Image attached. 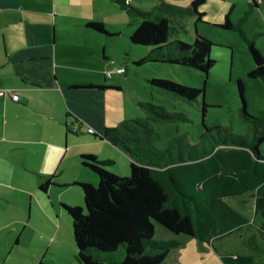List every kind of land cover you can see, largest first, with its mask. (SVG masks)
<instances>
[{
  "label": "crops",
  "instance_id": "crops-1",
  "mask_svg": "<svg viewBox=\"0 0 264 264\" xmlns=\"http://www.w3.org/2000/svg\"><path fill=\"white\" fill-rule=\"evenodd\" d=\"M246 1L248 6L253 0ZM254 1L247 19L261 13L264 23V0ZM201 7L206 19L208 11ZM223 13L212 22H222L227 11ZM124 19V11L111 0H0V264H75L73 258L58 254L57 243L65 241L61 234L65 237L71 226L63 205L83 206L77 183L96 185L99 180L81 164L80 155L111 159V165L123 157L129 170L127 155L87 131L91 127L101 134L105 126L127 118L106 117L107 101L112 103L108 93L122 89L116 81L122 73L107 77L106 71L121 63L134 65L138 58L133 55L140 53L129 39L125 53L107 43L121 34ZM93 20L103 22L108 34L86 25ZM261 27L252 32L254 39L264 34ZM198 28L195 32L200 34ZM258 45L264 51V42ZM113 57L121 63L115 64ZM253 67V60L247 62L237 78ZM263 84L249 78L244 91L255 88L253 101L264 109ZM231 197L239 199L237 211L243 214L246 207L249 214H244L246 224L229 233L242 241L244 253L225 255H250L253 264H264V256H253L264 254V240L259 238H264V194L249 191Z\"/></svg>",
  "mask_w": 264,
  "mask_h": 264
},
{
  "label": "trees",
  "instance_id": "trees-1",
  "mask_svg": "<svg viewBox=\"0 0 264 264\" xmlns=\"http://www.w3.org/2000/svg\"><path fill=\"white\" fill-rule=\"evenodd\" d=\"M111 1L128 15V24L136 23L129 41L149 48L134 64L167 62L207 73L215 63L210 55L211 40L197 32L192 43L169 40L176 19H204L200 7L207 0H190L186 6L159 1L150 10L137 8L131 0ZM255 6L256 2L250 1L236 23L226 13L218 25L239 32L254 63L247 76L264 81V56L241 28ZM86 25L108 34L101 21ZM148 82L187 101L203 92L167 78L155 77ZM237 89L239 114L246 126L242 134L234 133L230 126L208 127L203 123L197 142L192 143L187 133H181L171 137L164 148H157L155 124L186 121L187 117L142 100H136L142 115L105 126L101 134L92 133L119 148L130 163L129 174L121 177L106 168L112 164L111 159L80 155L81 164L99 179L96 185L77 183L83 192V206L63 205L71 218L75 256L81 264H162L179 242L155 240V222L171 232L205 242L248 222L225 198L249 191L264 194V157L259 153L264 142V109L258 116L249 114L241 79H237ZM207 106L203 100L202 116ZM221 259L224 264H253L250 255H223Z\"/></svg>",
  "mask_w": 264,
  "mask_h": 264
},
{
  "label": "rangeland",
  "instance_id": "rangeland-1",
  "mask_svg": "<svg viewBox=\"0 0 264 264\" xmlns=\"http://www.w3.org/2000/svg\"><path fill=\"white\" fill-rule=\"evenodd\" d=\"M159 1L185 6L188 5L189 2L188 0H131V3L141 10H150L153 4ZM231 1L232 0H207L203 4L208 11L206 19L196 22L195 16H188L176 19L173 23L174 30L170 34L169 40L179 39L192 43L196 26L199 27L198 30H201L200 34H202L203 37L211 40L212 46L210 55L211 58L215 60V63L207 73L190 66L167 62L133 65L132 62H128L130 61L128 60V63H121L118 58L113 57L115 64L121 63L119 66L124 68L128 67L127 73L129 74H119L120 81L117 79L116 81L121 84L122 89L113 93H108V95H110L108 97L112 99V103H110L109 100L107 101L106 107L109 113L106 114V117L110 119V114L116 118H134L140 114L142 115V110L138 108L134 101L135 97L138 98V100L150 101L162 105L167 111L183 112L187 117L186 121L155 124V128L159 134L158 139L155 141V146L157 148H164L171 137L181 133H187L192 143L197 142L199 134L201 130H203V123L208 127L226 125L230 126L234 133H244L246 126L239 114L240 97L237 89V77L238 72L245 68V64H247V62H252V58L238 31L222 28L218 23L212 22L213 19L216 17L219 18L222 12L225 13L226 11L229 18L231 19L232 17V19H234L239 13H242L245 6L247 7L246 0H233L236 2L233 6ZM202 8L203 7H200V9ZM124 17L125 19L120 29L121 34H117L107 41L112 49L122 52H124L126 46V39H129L127 33L129 30L136 27V23L128 24L130 18L125 12ZM261 17V13L254 14L250 19H246L241 24V28L244 32H247L245 34L247 38L253 40L256 48L261 55L264 56V51L258 45L259 41L261 43L264 42V34L254 39L252 33L254 30L260 28V26H262L261 28L264 30V23ZM233 22L236 23V20ZM133 47L140 50V53L133 55L134 58L139 59L140 56L142 57L144 55L142 50L145 47L139 45ZM155 77L167 78L187 86L198 87L203 89V92H201L195 100L187 101L152 86L148 82V79ZM249 78L250 77L247 75H243L241 77L243 84L244 81H248ZM262 82L264 83L263 80ZM251 95L253 98L258 95L255 88L254 90L248 88V90L244 91L246 109L249 114L258 116L263 110V105L260 106L259 104H255ZM203 100L208 105L204 116H202ZM136 110L139 111V113H136ZM259 153L264 155V142L259 147ZM95 154L99 155L98 151H95ZM107 168L115 171L116 173H113L121 177L129 174L128 165L123 157H117V159H115V165H110ZM238 200L237 197H231L227 199V203L237 209ZM244 209L243 214L248 215L249 208L245 207ZM154 224L155 240L175 239L179 242L176 247L169 251L162 264L170 262H177L179 264H224L220 257L221 255H225L228 252L237 254L244 253L245 251L244 244L235 233L226 234L215 238L216 240L205 242L194 236L171 232L157 222ZM61 236L65 241L57 243L60 248L58 254L65 255L66 259L68 257L70 259L73 258L75 264H81L75 256L77 248L73 238L72 223L67 231V235H65L66 238L63 236V233ZM259 238L264 240L261 236H259ZM253 256L255 259H259V257L264 256V254L261 255L255 252ZM60 259L62 262H66L63 258Z\"/></svg>",
  "mask_w": 264,
  "mask_h": 264
},
{
  "label": "built area",
  "instance_id": "built-area-1",
  "mask_svg": "<svg viewBox=\"0 0 264 264\" xmlns=\"http://www.w3.org/2000/svg\"><path fill=\"white\" fill-rule=\"evenodd\" d=\"M113 71L116 72V73H122V72L124 71V67H117V68H115ZM113 71H112V70L106 71L105 74H106L107 76H110L111 73H112ZM87 131H88L89 133H94V132H95L94 129H92L91 127H89V128L87 129Z\"/></svg>",
  "mask_w": 264,
  "mask_h": 264
}]
</instances>
